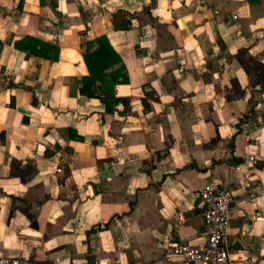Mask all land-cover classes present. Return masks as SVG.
<instances>
[{
    "label": "crops",
    "instance_id": "0c3cea01",
    "mask_svg": "<svg viewBox=\"0 0 264 264\" xmlns=\"http://www.w3.org/2000/svg\"><path fill=\"white\" fill-rule=\"evenodd\" d=\"M100 35L128 76L110 112L80 93ZM209 181L232 197L231 255L264 264V0H0V256L188 264L167 251L205 243Z\"/></svg>",
    "mask_w": 264,
    "mask_h": 264
},
{
    "label": "built area",
    "instance_id": "2783aa9c",
    "mask_svg": "<svg viewBox=\"0 0 264 264\" xmlns=\"http://www.w3.org/2000/svg\"><path fill=\"white\" fill-rule=\"evenodd\" d=\"M56 172L62 169L56 167ZM230 192L216 181L206 182L198 191L197 207L203 217L206 241L202 245L186 242L169 247L166 260L182 257L188 264H256L253 256L234 257L229 250L227 233L230 225ZM0 264H31L25 257L0 256Z\"/></svg>",
    "mask_w": 264,
    "mask_h": 264
},
{
    "label": "trees",
    "instance_id": "16d2710c",
    "mask_svg": "<svg viewBox=\"0 0 264 264\" xmlns=\"http://www.w3.org/2000/svg\"><path fill=\"white\" fill-rule=\"evenodd\" d=\"M112 24L115 30H124L130 27L131 20L126 13L116 11L112 14ZM15 46L18 50H26V57L33 55L53 61L58 55L56 47L32 36H24L16 42ZM83 58L88 74L82 77L83 85L80 88V93L88 97L100 98L105 104L106 112L112 111L109 107L111 104L117 102L127 104L126 98L113 96V86L128 82V76L122 59L114 51L107 37L100 35L89 40L86 43ZM33 102H35L34 99ZM144 105L146 106L145 101ZM73 136L74 134L70 130L69 137ZM82 138L77 136V139ZM258 166H261V163Z\"/></svg>",
    "mask_w": 264,
    "mask_h": 264
},
{
    "label": "water",
    "instance_id": "95a60500",
    "mask_svg": "<svg viewBox=\"0 0 264 264\" xmlns=\"http://www.w3.org/2000/svg\"><path fill=\"white\" fill-rule=\"evenodd\" d=\"M93 257H90V261H91V263L90 264H93Z\"/></svg>",
    "mask_w": 264,
    "mask_h": 264
}]
</instances>
